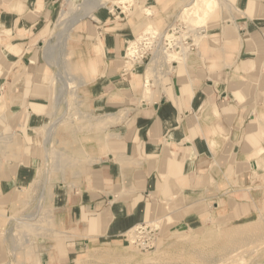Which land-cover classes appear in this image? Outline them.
I'll use <instances>...</instances> for the list:
<instances>
[{"label":"crops","instance_id":"1","mask_svg":"<svg viewBox=\"0 0 264 264\" xmlns=\"http://www.w3.org/2000/svg\"><path fill=\"white\" fill-rule=\"evenodd\" d=\"M227 2L229 15L212 18L222 24L213 35L219 46L204 45L186 78H172L150 100L142 97L146 69L130 68L124 57L136 20L97 12L82 23L74 61L92 79L83 96L90 117L113 121L92 131L70 124L61 133L64 149H85L89 158L65 162L73 173L52 189L55 227L69 257L80 246L124 240L146 223L153 202L167 200L173 181L188 182L178 197L190 204L204 197L220 217L242 216L257 201L264 177V0ZM58 9L59 0H0V135L23 140L15 159L5 161V204L37 183L45 165L37 133L54 113L33 89L38 36Z\"/></svg>","mask_w":264,"mask_h":264},{"label":"rangeland","instance_id":"2","mask_svg":"<svg viewBox=\"0 0 264 264\" xmlns=\"http://www.w3.org/2000/svg\"><path fill=\"white\" fill-rule=\"evenodd\" d=\"M192 1L124 0L125 3L120 2L114 6L112 0H59L56 18L38 36V46L41 49L40 75L33 89V94L46 99L44 103L54 113V119L49 120L45 128L37 133V137L45 143L41 153L45 165L40 170L37 183L15 192L8 204L4 203L1 190L5 161L15 159L16 151L13 149L23 140L15 135H0V264H264V177L260 180L257 201L242 216L235 214L220 217L213 212V202H208L201 196H198L197 203L190 204L184 196L178 197V188H185L188 182L178 180L171 183L172 193L167 194V200L163 203L153 202L146 223L130 231L124 240L80 246L70 257L68 252L71 250L62 244L60 246L59 239L62 237L55 227L52 189L62 183L61 177H69L73 173L74 169L72 172L63 169L65 162L89 159L85 149L81 154L77 149H64L61 133L70 124L92 131L101 126L106 128L113 121L106 118L96 122L95 117H90L88 101L83 96L85 87L92 79L86 74L90 72L80 68L74 61L79 43L78 31L82 23L91 20L97 12L112 11L114 18H125L123 15L119 16L121 10L117 7L123 9L127 18L136 20V34L129 38V48L134 44L135 56L139 57L137 62H140L142 69H146V80L141 83L142 97L143 100H150L172 78H186L193 59L203 58L201 49L204 45L209 43L213 47L219 46L218 38L213 35L222 24L214 23L212 18L223 11H227L225 13L229 15V2L217 0L218 5L214 11L209 13L205 21H201L205 24H197L199 29L196 25L198 18L183 12ZM92 5H96L94 9ZM146 10L151 15L145 13ZM170 28L179 29L178 34L167 36V40L178 43L180 51L171 49L165 52L172 56V60L176 58L166 65L162 64L156 78L150 69L155 57L160 55L157 58L159 62H163L162 57H166L163 50L167 46L159 38H163L161 35H165ZM198 30H204L205 33L197 36ZM145 35L155 37L154 51L159 50L160 53H154L151 62L150 57L144 54L146 58L140 60L142 56L139 44ZM187 38L193 42L186 43ZM46 48L54 50L49 52V59L45 56ZM141 50L142 53L146 52ZM128 57L134 60L130 63L134 66L135 59L131 55ZM50 62H53L52 65ZM130 65L129 67L132 66ZM42 69L46 70L43 75ZM236 70L239 71L237 68ZM69 83L70 87H63ZM148 85L146 89L145 86ZM124 117V112H121L120 118ZM261 135L264 141V129L261 130ZM200 184L208 186L206 182ZM214 187L221 189L219 183H215ZM36 213L38 216L35 218ZM168 217L169 221L166 220ZM139 227L144 229L140 231ZM26 235L30 236L26 238ZM48 241H57V244L51 248L48 247ZM54 250L57 254L51 260Z\"/></svg>","mask_w":264,"mask_h":264},{"label":"bare ground","instance_id":"3","mask_svg":"<svg viewBox=\"0 0 264 264\" xmlns=\"http://www.w3.org/2000/svg\"><path fill=\"white\" fill-rule=\"evenodd\" d=\"M70 1V0H69ZM113 1V4H114V6H116V4H118V3H120V2H124V0H112ZM99 1H97V3H98ZM132 2V1H131ZM125 3V2H124ZM130 3V2H129ZM92 4H94V2H92ZM125 5V4H124ZM218 4H217V0H193L190 4H188V6H186V8L183 10V12H188L189 13V16L190 15H193L195 18L197 17L198 19H197V21L196 22H198V23H196V25L197 24H199L201 21H205V19H206V17L209 15V13H212L213 11H214V9H215V7L217 6ZM96 6V5H95ZM95 6H93L92 5V7H93V9H94V7ZM97 8V7H96ZM123 8H124V6H123ZM127 8V7H126ZM145 13H147L148 15H151L150 14V12H149V10H146L145 11ZM184 14H186V13H184ZM184 17V16H183ZM189 19V18H188ZM193 20V19H192ZM194 22V21H193ZM201 23H203V22H201ZM205 24V22L203 23V24H201V25H204ZM200 25V24H199ZM199 25H197V26H199ZM199 28H200V26H199ZM64 36V35H63ZM66 38V37H65ZM132 45V44H131ZM134 45V44H133ZM133 45L129 48L128 47V49H127V56H132V58L133 59H135V61H138V59H139V57H136L135 56V51H134V49H133ZM54 47V46H53ZM66 49V48H65ZM50 51H52V50H50V49H47L46 48V51H45V56H46V58H50L51 56H49L50 55V53H52V52H50ZM66 51V50H65ZM128 51L130 52V53H128ZM50 52V53H49ZM158 54V53H157ZM160 54V53H159ZM166 54V53H165ZM164 54V55H165ZM166 57L165 58H163L162 57V59L164 60L163 62H159L158 61V57H160V55L159 56H157V57H155L154 59V61L152 62V66H151V69H150V71H151V73L154 75V77H156L157 78V76H156V74H158V71L161 69V66H162V64H165L166 65V63H168V62H171V61H173L174 60V58H176V57H174L173 58V60H172V58H170V57H172V56H168L167 54L165 55ZM174 56V55H173ZM138 58V59H137ZM52 59H54V57L52 56ZM51 61V60H50ZM59 61V60H58ZM51 63V65H52V63L53 62H50ZM54 64H58V63H54ZM54 66V65H53ZM56 67H57V65H56ZM149 70H147V72H148ZM149 71V72H150ZM161 71V70H160ZM59 78V77H58ZM148 78V77H147ZM64 81V79L62 78V82ZM148 81V80H147ZM149 82V81H148ZM148 82H146V84L148 83ZM59 83H61V82H59ZM64 83V82H63ZM70 84L71 83H69V84H65L63 87H70ZM146 87V89L149 87V85L148 86H145ZM64 88V89H65ZM60 92H61V90H59ZM62 91H63V89H62ZM147 93V92H146ZM63 94V93H62ZM62 94H60V95H62ZM60 97V96H59ZM62 97V96H61ZM108 116V115H107ZM117 116V115H116ZM113 117V116H112ZM109 118V117H108ZM106 119V118H105ZM114 119V118H113ZM116 121V120H115ZM49 138H50V136H49ZM189 140V139H188ZM189 146V145H188ZM40 211V210H39ZM38 216V213H36L35 215H34V217L36 218ZM28 218H30V217H28ZM168 219V220H167ZM32 220V219H31ZM166 220L167 221H169V217L168 218H166ZM21 221H23V220H21ZM29 221V220H28ZM33 221V220H32ZM162 221V220H161ZM171 221V220H170ZM151 224V223H150ZM160 224V223H159ZM211 225V224H210ZM156 227H158V226H156ZM134 229H132L131 231H133ZM28 236H30V235H26L25 237L27 238ZM202 236V235H201ZM262 237V236H261ZM186 239V238H185ZM26 244V243H25ZM133 245V244H132ZM207 246V245H206ZM224 262V261H223Z\"/></svg>","mask_w":264,"mask_h":264},{"label":"built area","instance_id":"4","mask_svg":"<svg viewBox=\"0 0 264 264\" xmlns=\"http://www.w3.org/2000/svg\"><path fill=\"white\" fill-rule=\"evenodd\" d=\"M132 2L134 1V0H131ZM128 2V1H127ZM125 8V7H124ZM117 9H119V10H121L120 11V15L119 16H121V15H123V16H125V18H126V13L123 11V9L121 8V7H117ZM116 9V10H117ZM113 12L112 11H110V14H112ZM113 16H115V14H112ZM118 18V17H117ZM200 29V28H199ZM170 33V34H169ZM179 33V29H177V28H170L167 32H166V34L165 35H161L163 38H159L160 40H164L165 41V43H164V45L165 46H167V47H165L164 48V50H163V53H165V52H167V51H170L171 49H174V50H178V51H180V47H178V43H175V41H172V42H170V41H168L167 40V36H172V35H175V34H178ZM205 33V31L204 30H198V34H197V36H200V35H203ZM147 34H150V33H147ZM169 34V35H168ZM145 36H147V35H145ZM144 36V38L142 39V43H140L139 45H140V54H141V58H140V60L141 59H145L146 58V56H144V55H147L148 57H150V62H151V60L153 59V55H154V53H159V50H157V52H155L154 50H155V48L154 47H156L155 46V43H153V39L155 38H153V36L151 37V36H147V37H145ZM157 38V37H156ZM187 42L186 43H188L189 41H192L193 42V40L192 39H190V38H187V40H186ZM141 42V41H140ZM144 42V43H143ZM171 43H173L172 45H170ZM129 44H130V40H127V43H126V50L125 51H127V49H128V47H129ZM142 46V47H141ZM141 49H144V51H146L145 53H142L141 51H143V50H141ZM144 54V55H143ZM124 57H125V60H126V63H127V65L129 66L130 65V63H132V62H134V60H132L131 58H129L128 56H127V52L124 54ZM139 61V60H138ZM136 62V64H134V66H133V64H131L130 66V68H132V69H134V67H140L141 65H140V62H137V61H135ZM140 226H142V225H140ZM139 228H141L140 229V231L141 230H143L144 228H142V227H139Z\"/></svg>","mask_w":264,"mask_h":264}]
</instances>
